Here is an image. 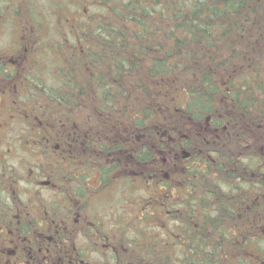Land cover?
Segmentation results:
<instances>
[{
	"label": "trees",
	"instance_id": "1",
	"mask_svg": "<svg viewBox=\"0 0 264 264\" xmlns=\"http://www.w3.org/2000/svg\"><path fill=\"white\" fill-rule=\"evenodd\" d=\"M1 15L0 94L19 139L31 130L37 170L61 155L76 183L49 210L58 251L98 264L105 242L100 264H264V0H0ZM23 17L41 34L10 37ZM91 180L104 196L140 191L105 233ZM81 209L92 223L79 233Z\"/></svg>",
	"mask_w": 264,
	"mask_h": 264
},
{
	"label": "flooded vegetation",
	"instance_id": "2",
	"mask_svg": "<svg viewBox=\"0 0 264 264\" xmlns=\"http://www.w3.org/2000/svg\"><path fill=\"white\" fill-rule=\"evenodd\" d=\"M4 95L8 96V98L10 97L8 104L6 102V105H4V109H7L9 108V104H15V100L8 92H5ZM1 114L2 112H0V117ZM9 117L11 120L14 119V116L9 115ZM16 124L20 127V130L24 131L22 124ZM4 126L0 122V143L5 137ZM6 126H10L7 130L10 136L12 135V138L15 137L14 142L22 154H15L12 157L7 153V145L5 147L0 144V232L3 231L4 233L2 242L9 243V245L0 249V264H78L74 261L75 257L66 254L61 249L58 251V245L60 244L57 238L59 239V232H62V229L60 231L57 226L61 227V221H58V217L61 216L55 211L53 218H51L53 220H51L50 213H47L39 202L43 201L47 203L49 210H51L54 204L59 205V200H61L60 203L62 204L64 197L63 186L67 185L72 188L75 183L71 180L64 184L62 180L63 184H59V174L63 178L61 155L57 156L59 159L54 158L55 167L53 162H48L47 164H43L44 170L38 171L37 166L33 167L31 162L32 164L33 161L35 164L41 163L40 152L35 147L31 145L26 146V144L20 141V133L16 132L17 129L14 128L13 124ZM35 128L36 126L33 125L32 129L35 130ZM29 131L31 130H25L26 135L24 137H27L26 139H29L28 136H31V133H28ZM29 141L31 140L29 139ZM75 142V140H72V143ZM57 146L60 148V143ZM34 153L36 154L35 156ZM43 182H46L44 186L42 185ZM44 191L47 193H44ZM19 195L23 197L19 198ZM55 196L57 197L56 199H54ZM34 199L39 201H34ZM68 199L72 202L70 204L71 207H69L70 209L77 208V205L81 201L80 199L71 197H68ZM59 208L58 206L56 210ZM33 211H35V214H33ZM81 211H83L82 218L86 224V221L89 220V213L86 209H81ZM32 220L36 222L35 225L31 224ZM89 222L92 223V220H89ZM47 227L51 229L56 227L57 230L55 232L58 235L44 234ZM22 228L26 234L22 233ZM0 238L2 239V236ZM36 255L39 256L37 257Z\"/></svg>",
	"mask_w": 264,
	"mask_h": 264
},
{
	"label": "rangeland",
	"instance_id": "3",
	"mask_svg": "<svg viewBox=\"0 0 264 264\" xmlns=\"http://www.w3.org/2000/svg\"><path fill=\"white\" fill-rule=\"evenodd\" d=\"M64 13H66L65 11H64ZM4 17L1 15L0 16V21L3 19ZM5 18H7V20H10L11 21V17L9 16V15H7V16H5ZM14 23L15 24H13V26L10 28L11 30H12V35L10 36V37H12V36H15V38L16 37H18L22 32H24V34L26 33L27 34V36H34L35 37V35H36V33L38 34V35H40L41 33H40V31H42L43 30V28H39V29H33V28H31V24L28 22V20H27V18H25V17H23V18H20L17 22H16V19L14 20ZM23 28V29H22ZM31 30V32L32 33H29V31ZM29 34V35H28ZM15 40V39H14ZM40 44V46H42V47H45L46 46V44H48V42L46 43L44 40L41 42V43H39ZM10 101V97L8 98V96H6V95H3V96H1V99H0V104H2L3 106L4 105H6V102H7V104H8V102ZM15 105V104H14ZM14 105H11V104H9V109L7 110V114H9L10 116H15V107H14ZM0 122L3 124V125H5L4 126V128H5V132H4V140H2L1 141V146L2 145H4L5 147H6V145H7V153L10 155V156H12L13 157V155H15V154H22V153H20L21 152V150L20 149H18V146H17V144L14 142L15 140H14V138H12V135L10 136V133L8 132V128L10 127V126H6V125H9V124H13V126H14V128L15 129H17V131L16 132H19L20 131V127L16 124L17 122L16 121H13V120H11L10 119V117H8L7 115H5V114H2L1 115V117H0ZM23 123V122H22ZM27 137H25V141H23V143L24 144H26V146H35L34 145V143L33 142H31V141H29V139H26ZM125 139H127V138H125ZM9 146V147H8ZM8 149H11V150H9L8 151ZM92 151V148H89L88 149V152H91ZM6 153V154H7ZM36 154L34 153V156H35ZM22 156V155H21ZM170 159V158H169ZM13 161V160H12ZM62 163V162H61ZM60 163V164H61ZM31 165H33V166H36V164L34 163V161H33V164H32V162H31ZM132 174V172L131 171H129V170H127V171H125L124 172V174ZM62 180H63V178H61V174H59V176H58V182H59V184H63L62 183ZM64 181V180H63ZM145 181H146V179L144 180V185H145ZM130 182H132V181H130ZM45 183L46 182H43V186L45 185ZM90 183H94V186H91V189H88L87 188V192H85L88 196H89V198H94V197H97V196H99V195H103V194H105V192H108V189H106V188H101V189H96V187L95 186H98V185H95V184H97V181H95L94 180V182H93V180H91L90 181ZM128 192V195H125L126 193ZM140 191L138 190V192L137 191H130V189H129V191H126V190H124V191H122V192H120L118 189L116 190V192L113 194V193H109L108 195H103V196H100V198H96V200L94 201V205H93V208H94V210H97L96 212H97V214H98V217H99V219L100 218H104L105 219V221L107 222V224H105V226H104V224H103V228H102V231L105 233V231H107V230H109V228H110V225H111V222H110V220L114 217V214L116 213V212H123V211H126V208L125 209H123L124 208V206H123V204H122V202L120 201L123 197H124V195L125 196H131V197H133V198H136L137 196H138V193H139ZM42 193H43V190H42ZM44 193H47L46 191H44ZM21 196L22 195H19L18 197L19 198H21ZM57 197H58V195H56ZM55 196V199L57 198ZM23 197V196H22ZM34 201H39V200H37V199H34ZM42 205H43V207H44V209L46 210V212L48 213L49 212V205L47 204V203H45V202H43V201H39ZM60 202H61V200H59L58 201V204L59 205H56L57 207L58 206H61L60 205ZM125 202V201H124ZM77 206H79V205H77ZM129 208L130 207H128L127 208V211L129 210ZM134 209H131V211L130 212H128V213H123V215H122V217H123V219H126V218H128V217H130V214L132 213V211H133ZM90 215H91V213H90ZM145 225H147V224H145ZM84 226H86L85 225V222L83 221V224L82 225H79L77 228H76V230L79 232V233H81L84 229H83V227ZM3 231H1L0 232V236H2V239L0 238V249H3L4 247H6L7 245H9V243L8 242H2V240H3ZM72 237H74V236H72ZM72 240V239H71ZM94 239H92L91 241L92 242H90L88 239H86V238H81V237H79V238H77L76 239V245H78V246H83L84 244L85 245H88L89 243H93V242H95V241H93ZM98 240V239H97ZM96 240V241H97ZM98 247V246H97ZM98 248H100L101 249V252L100 253H97L96 254V256L95 255H93L92 254V256H91V258H93V259H90L93 263H98V264H100L101 262H105L106 263V260L105 259H103L102 257H101V259L99 258L104 252H106V250H107V248H108V245L105 243V242H101V244L99 245V247ZM37 257L39 256V255H36ZM35 257V256H34Z\"/></svg>",
	"mask_w": 264,
	"mask_h": 264
}]
</instances>
